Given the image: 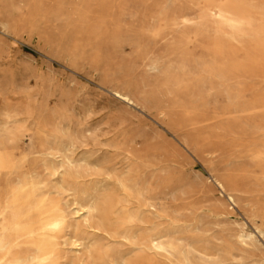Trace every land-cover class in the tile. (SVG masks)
<instances>
[{
    "label": "bare ground",
    "instance_id": "bare-ground-1",
    "mask_svg": "<svg viewBox=\"0 0 264 264\" xmlns=\"http://www.w3.org/2000/svg\"><path fill=\"white\" fill-rule=\"evenodd\" d=\"M211 1L212 14L188 4L160 9L162 18L148 11L146 17L166 25L145 23L141 31L128 24L134 12L124 1L114 25L84 16L82 36L66 55L80 72L88 59L120 53L137 34L145 40L135 60L144 79L167 74L177 60L197 66L189 47L204 16L229 25L256 22L239 0ZM255 58L264 63L263 47ZM203 68L212 79L233 72L213 53ZM103 75L102 86L117 101L158 105L144 84L133 90L114 71L105 68ZM239 99L221 110L204 111L181 96L159 106L169 119L166 129L117 145L134 153L128 168L117 151L94 156L90 109L67 129L66 110L50 114L42 124L51 132L38 136L39 144L32 139L28 150L0 130V264H264V94ZM133 141L140 144L135 150ZM82 146L87 152L81 155ZM30 153L38 162L30 163ZM196 159L205 169L196 168ZM115 183L128 192L122 207L113 199ZM110 239L119 244L108 246Z\"/></svg>",
    "mask_w": 264,
    "mask_h": 264
},
{
    "label": "rangeland",
    "instance_id": "rangeland-1",
    "mask_svg": "<svg viewBox=\"0 0 264 264\" xmlns=\"http://www.w3.org/2000/svg\"><path fill=\"white\" fill-rule=\"evenodd\" d=\"M124 1L129 2L134 12L128 24L139 27L140 31L145 23L166 25L165 20L160 22L165 14L160 9L169 12L188 4L198 12L212 14L215 10L211 0H176L170 8L164 7L167 0H0V130L5 132V137H14L21 149L28 150L32 139L39 144L38 136L51 132L52 126L42 124L50 114L66 110L70 114L63 119L67 129L75 126L78 117L90 109L89 120L97 128L92 143L94 156L104 158L117 151L128 168L134 153L117 145L128 142V138L141 140L142 135L155 129H166L169 119L159 106L181 96L204 111L212 107L221 110L231 104L232 98L239 99L238 94L239 101L264 94V63L255 58L257 47L264 49V0L238 1L255 18V24L229 25L221 17L210 15L196 22L198 35L189 51L193 63L199 62L197 66L182 67V60H177L167 74L157 72L151 80L144 79L135 60L145 40L135 34L120 53L104 52L100 60L88 59L77 68L80 72H76L66 53L82 36L84 16L95 14L97 20L114 25ZM148 11L161 18L155 21L151 16L146 17ZM4 22H8L7 28ZM211 53L219 64L232 66L231 78L210 77L203 61ZM105 68L114 71L121 82L131 81L133 90L137 82L144 84L156 94L158 105L131 107L114 99L111 91L101 84ZM60 131L64 133L65 129ZM134 141L133 150L140 146ZM85 150L82 146L78 152L82 155ZM30 157V163L38 162L36 153H30ZM195 165L197 169H205L198 159ZM112 194L117 206L122 207L128 200V192L120 183L114 184ZM106 242L110 247L119 244L114 239Z\"/></svg>",
    "mask_w": 264,
    "mask_h": 264
}]
</instances>
